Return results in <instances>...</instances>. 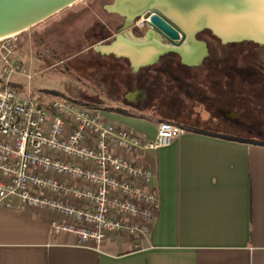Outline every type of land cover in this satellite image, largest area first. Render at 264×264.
Here are the masks:
<instances>
[{
    "label": "crops",
    "instance_id": "obj_1",
    "mask_svg": "<svg viewBox=\"0 0 264 264\" xmlns=\"http://www.w3.org/2000/svg\"><path fill=\"white\" fill-rule=\"evenodd\" d=\"M136 27L127 36L148 40ZM161 57L135 69L101 66L108 92L94 99L110 119L148 138L160 120L185 129L141 157L159 193L152 232L138 246L122 236L80 246L74 234L53 233L56 214L13 199L0 204V264H264V145L222 137L250 138L236 122L238 78L179 55L180 65L159 67Z\"/></svg>",
    "mask_w": 264,
    "mask_h": 264
},
{
    "label": "built area",
    "instance_id": "obj_2",
    "mask_svg": "<svg viewBox=\"0 0 264 264\" xmlns=\"http://www.w3.org/2000/svg\"><path fill=\"white\" fill-rule=\"evenodd\" d=\"M0 42V204L17 199L56 214L53 233L74 234L80 246L98 248L113 236L138 246L159 207L154 172L141 157L185 129L160 120L148 138L79 99L35 103L11 85L16 73L32 78L15 59V35Z\"/></svg>",
    "mask_w": 264,
    "mask_h": 264
},
{
    "label": "rangeland",
    "instance_id": "obj_3",
    "mask_svg": "<svg viewBox=\"0 0 264 264\" xmlns=\"http://www.w3.org/2000/svg\"><path fill=\"white\" fill-rule=\"evenodd\" d=\"M112 2L78 0L43 22L16 34L15 59L32 78L28 80L16 73L11 77L12 87L23 96L29 93L35 103L51 98L71 97L98 106L94 99L108 92L105 87L109 82L101 69V56L94 48L108 44L109 41L103 39L113 33L117 34L122 27L115 32L109 29L113 24L112 19H117L116 15L105 9ZM99 27L104 30L97 32ZM199 40L206 42L212 49V56L223 64L242 66V71L257 72L255 81L258 83V104L247 102L251 111L248 113V126L243 132L246 137L264 138L261 136L263 134L254 133V123L264 128V47L257 46L254 51L248 47L228 48L219 45L216 38L206 33L201 34ZM1 52L0 48V64ZM244 80L248 81L247 78ZM245 84L247 89L243 90L244 98L253 99L254 95L249 93V84ZM120 87L123 88L122 85ZM235 99L236 105L243 102L241 98Z\"/></svg>",
    "mask_w": 264,
    "mask_h": 264
},
{
    "label": "water",
    "instance_id": "obj_4",
    "mask_svg": "<svg viewBox=\"0 0 264 264\" xmlns=\"http://www.w3.org/2000/svg\"><path fill=\"white\" fill-rule=\"evenodd\" d=\"M77 1L0 0V40L43 22ZM151 8L157 14L147 21L148 40L136 41L123 34L136 17ZM105 9L124 17V23L111 42L94 50L126 58L134 69L155 63L167 53L178 54L185 64L200 63L208 53L207 43L197 39L202 31L222 44L253 42L264 47V0H113ZM155 38L167 44L154 43ZM192 52H198L194 59L189 57Z\"/></svg>",
    "mask_w": 264,
    "mask_h": 264
},
{
    "label": "flooded vegetation",
    "instance_id": "obj_5",
    "mask_svg": "<svg viewBox=\"0 0 264 264\" xmlns=\"http://www.w3.org/2000/svg\"><path fill=\"white\" fill-rule=\"evenodd\" d=\"M66 9V8H65ZM64 10V9H63ZM62 11V10H61ZM59 13V12H58ZM114 15H116L117 19L114 18L112 19V25L111 27L109 26L110 30H114L117 31L124 23V17L120 16L119 14L116 13H112ZM157 14V10L154 8L151 9H147L145 12H143L140 16L136 17L133 21V24L135 23V21L140 18L143 17L144 18V26L142 27L143 30L147 31L149 29L148 25H147V21L149 20V18L151 16H155ZM92 25H95L94 23ZM92 25L90 26L92 28ZM139 28V27H136ZM103 27H99L97 32L99 31H103ZM204 31L200 32L197 34V39H200L201 34H203ZM207 34V33H206ZM116 33H113L112 35L105 37L103 40H108L109 42H111L114 37H115ZM219 41V40H218ZM220 42V41H219ZM219 45L224 46V47H237L239 49H244L246 47L250 48L252 51L257 49V44L253 43V42H238V43H230V44H222L219 43ZM207 49H208V54L202 59L201 61V65L203 67H215V70L217 68H221L219 70L224 71V69L222 68H226L225 70L227 71V73L230 74V72H234L238 78L239 81V88H240V93H242L240 95V98L242 99L243 102L239 103V105L236 106V122L239 124L240 127H242L243 130H246L247 128V124L249 121V116L248 113L251 111L250 107H248V103L250 102L251 105H257V97H258V83L257 81H255L256 76H257V72L256 71H242V66H235V65H230V64H223L219 59L215 58L214 56H212V49L209 47V45L207 44ZM98 55L100 56V53L97 52ZM173 53H167L165 54L163 57L160 58V60L158 61V66L159 67H171L172 65H180V61L179 58L177 57L178 55H176L175 57L173 55H171ZM178 58V60H177ZM100 65L103 68H107L108 66L114 65L116 67H128V65H130V62L128 59L123 58V57H116L114 54L110 53L108 55H103L100 58ZM248 68V67H247ZM246 68V69H247ZM250 69V68H248ZM249 74V75H248ZM244 78H247L248 81L244 80ZM257 80V79H256ZM246 81V82H243ZM249 84L248 88H249V93L254 95L253 99L251 98L250 100L244 98L243 96V90L247 89L246 84ZM230 103V102H228ZM223 111V110H222ZM257 112V111H256ZM250 124V123H249ZM251 125V124H250ZM254 125L256 126V130H254V133L257 135H264V128L260 125H256L254 123Z\"/></svg>",
    "mask_w": 264,
    "mask_h": 264
},
{
    "label": "trees",
    "instance_id": "obj_6",
    "mask_svg": "<svg viewBox=\"0 0 264 264\" xmlns=\"http://www.w3.org/2000/svg\"><path fill=\"white\" fill-rule=\"evenodd\" d=\"M204 33H207L208 35H210V33L208 31H204ZM211 36V35H210ZM114 111L121 113V114H128V111L123 109V108H112ZM262 137L264 135H261ZM223 138H227V139H233V140H240V141H247V142H253V143H258V144H262L264 145V138H243V137H235V136H230V135H222Z\"/></svg>",
    "mask_w": 264,
    "mask_h": 264
}]
</instances>
